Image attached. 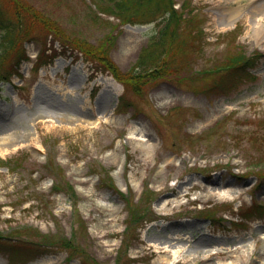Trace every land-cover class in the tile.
<instances>
[{
    "label": "rangeland",
    "instance_id": "374dc122",
    "mask_svg": "<svg viewBox=\"0 0 264 264\" xmlns=\"http://www.w3.org/2000/svg\"><path fill=\"white\" fill-rule=\"evenodd\" d=\"M250 1L174 0L167 58L132 74L156 20L123 23L112 0H0L21 19L0 49V264H264V23ZM74 45L101 47L127 84ZM238 53L260 57L221 69Z\"/></svg>",
    "mask_w": 264,
    "mask_h": 264
},
{
    "label": "trees",
    "instance_id": "16d2710c",
    "mask_svg": "<svg viewBox=\"0 0 264 264\" xmlns=\"http://www.w3.org/2000/svg\"><path fill=\"white\" fill-rule=\"evenodd\" d=\"M29 12L27 7L20 5ZM110 13L115 15L119 21L128 24H144L156 20L158 24H161V28L157 31V41L154 39L142 50L137 61L136 67L141 68L142 73L149 70V66L153 63H164V59L168 56V50L172 47L171 43L174 38V31L177 27L178 15L174 9L173 0H112L110 7H108ZM14 14H18L15 10ZM21 19L18 15L15 16V20L9 19L4 11L0 9V49H6L13 47L19 37V26ZM155 38V39H156ZM76 49L82 47L80 45H74ZM80 51L88 57L92 53L97 54V59L103 64H106V70L118 81L123 84H127V81L123 75L117 73L116 67L106 57L99 59L101 55L105 54L104 50L99 47L96 50L82 47ZM161 56H164L162 61L159 62ZM89 58V57H88ZM249 66V63L247 64ZM244 67V66H243ZM139 68V69H140ZM138 69V70H139ZM134 74V72H131ZM137 77H139L137 75ZM135 77V78H137ZM138 80V78L136 79ZM109 176V175H108ZM110 177V176H109ZM70 244H65V247H70Z\"/></svg>",
    "mask_w": 264,
    "mask_h": 264
},
{
    "label": "bare ground",
    "instance_id": "6f19581e",
    "mask_svg": "<svg viewBox=\"0 0 264 264\" xmlns=\"http://www.w3.org/2000/svg\"><path fill=\"white\" fill-rule=\"evenodd\" d=\"M247 6H243V11H250L248 12L249 15H250V18L253 22L257 23V24H263L264 23V0H251L248 4H246ZM235 10V12H237L238 10H240V8H235L233 9ZM259 15H261L263 17H260ZM230 17V16H228ZM257 17V19H256ZM260 17V18H258ZM227 19V18H226ZM255 35L257 36V39L259 38L260 40L264 41V28H255ZM5 115V113H3ZM2 116V115H0ZM143 145H146V146H149V140L148 139H145ZM223 198L225 199H228V200H232V196L231 195H225ZM166 205V202H163L162 203V207ZM174 239H178V237H174ZM170 240V239H169ZM180 240V239H179ZM183 240V238L181 239V241ZM184 242H189L188 238L184 239ZM243 248V247H242ZM179 250H183L182 247H179L177 249V251ZM238 250V248H236L234 251ZM164 250H161L160 252L163 253ZM234 251H227L228 253H232V254H235ZM174 253V250L172 251ZM226 252V253H227ZM244 252V251H243ZM218 251H216V255H218ZM241 255V254H240ZM249 255V253H248ZM247 255V256H248ZM235 258V257H234ZM241 260L243 261L244 259L242 258V256L240 257ZM237 259V257H236ZM251 261V260H250ZM203 263V262H202ZM225 264V263H224ZM228 264V263H227ZM253 264V263H252ZM255 264V263H254Z\"/></svg>",
    "mask_w": 264,
    "mask_h": 264
}]
</instances>
